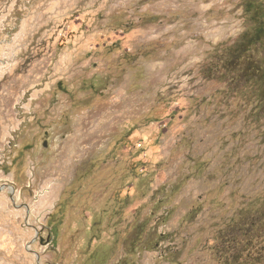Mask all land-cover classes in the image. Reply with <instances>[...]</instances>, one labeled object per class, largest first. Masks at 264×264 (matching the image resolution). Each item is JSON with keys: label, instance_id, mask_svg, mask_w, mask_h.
Wrapping results in <instances>:
<instances>
[{"label": "rangeland", "instance_id": "obj_1", "mask_svg": "<svg viewBox=\"0 0 264 264\" xmlns=\"http://www.w3.org/2000/svg\"><path fill=\"white\" fill-rule=\"evenodd\" d=\"M242 3L0 0V264L230 263L264 208Z\"/></svg>", "mask_w": 264, "mask_h": 264}, {"label": "trees", "instance_id": "obj_2", "mask_svg": "<svg viewBox=\"0 0 264 264\" xmlns=\"http://www.w3.org/2000/svg\"><path fill=\"white\" fill-rule=\"evenodd\" d=\"M242 4L244 13L252 25L231 47L229 51L231 56L226 62V70L235 66L236 62H243V68L238 77L244 79L245 82L254 83L257 110L264 115V56L262 59L252 57L254 49H264V0H243ZM245 217L246 219L241 217L234 224V228L242 230L244 237L241 240L229 241L223 235V242L218 252L224 257L223 248H225L233 254L230 263L224 259V264H264V251H254V259L251 260L248 257L249 250H247V247L264 250V208L255 211L251 216L245 215ZM229 225L231 226V223ZM239 252H247L242 260L237 256ZM226 254L229 253L226 252Z\"/></svg>", "mask_w": 264, "mask_h": 264}, {"label": "water", "instance_id": "obj_3", "mask_svg": "<svg viewBox=\"0 0 264 264\" xmlns=\"http://www.w3.org/2000/svg\"><path fill=\"white\" fill-rule=\"evenodd\" d=\"M43 145H47V141L46 140H44Z\"/></svg>", "mask_w": 264, "mask_h": 264}]
</instances>
